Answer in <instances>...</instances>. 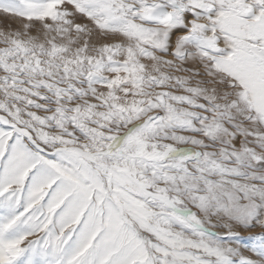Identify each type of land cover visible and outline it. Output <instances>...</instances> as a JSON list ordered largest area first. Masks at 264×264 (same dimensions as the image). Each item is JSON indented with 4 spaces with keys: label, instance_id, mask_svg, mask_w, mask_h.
Listing matches in <instances>:
<instances>
[{
    "label": "snow or ice",
    "instance_id": "snow-or-ice-1",
    "mask_svg": "<svg viewBox=\"0 0 264 264\" xmlns=\"http://www.w3.org/2000/svg\"><path fill=\"white\" fill-rule=\"evenodd\" d=\"M0 264H264V0H0Z\"/></svg>",
    "mask_w": 264,
    "mask_h": 264
},
{
    "label": "rangeland",
    "instance_id": "rangeland-1",
    "mask_svg": "<svg viewBox=\"0 0 264 264\" xmlns=\"http://www.w3.org/2000/svg\"><path fill=\"white\" fill-rule=\"evenodd\" d=\"M237 230L241 232L242 236H247L249 234V232L257 233V232L261 231L262 229L253 228V229H248V230H243V229H237Z\"/></svg>",
    "mask_w": 264,
    "mask_h": 264
}]
</instances>
